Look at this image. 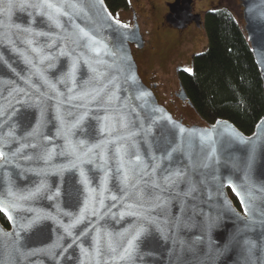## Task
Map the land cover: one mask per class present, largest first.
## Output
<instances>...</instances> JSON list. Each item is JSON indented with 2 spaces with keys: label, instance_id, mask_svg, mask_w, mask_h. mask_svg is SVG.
<instances>
[{
  "label": "water",
  "instance_id": "1",
  "mask_svg": "<svg viewBox=\"0 0 264 264\" xmlns=\"http://www.w3.org/2000/svg\"><path fill=\"white\" fill-rule=\"evenodd\" d=\"M41 2L43 0H26L29 4ZM48 2L62 7L64 12L69 13L68 16L59 17L61 28L51 23L47 15H42L40 11L31 7L14 8L10 20L0 13V112H3V115H0V136L8 132L14 122H18L19 125L14 129L15 140L6 145L0 141V150L7 154L6 158H0V198L7 197L10 187L12 191L22 195L34 189L41 182L42 176L33 170L44 169L46 167L44 162L28 161L23 157L35 155L45 148L55 147L59 151L64 145L63 138L56 136L58 123L55 119L57 103L55 93L49 92L39 74H32L35 69L25 59L27 57L40 67L39 55L32 52L33 47L43 48L44 55L58 54L61 48H64L71 50L74 55L90 60L99 72L104 73L99 85L94 84L92 87L106 84V91L112 96L111 105H106V107L115 108L127 114L133 121L128 131L139 133L135 139L140 144L139 151L146 163H151L152 155L159 157L162 154L157 149L169 146L170 151L175 147L179 150L173 154L171 167L187 170L185 183L172 193L174 198L169 205L168 215H181L183 204L187 209L186 217L191 218L190 225L179 231L173 229L167 240L152 230L142 241L141 251L131 264H264V115L250 134H245L227 119H217L204 126L183 123L182 119L173 117L165 106L158 103L151 86L146 85L138 73L137 64L131 52V44L142 48L144 39L139 31L134 12L131 25L120 21L117 25L114 23L117 19L110 12L104 0L102 4L100 0H48ZM70 5H76L77 8L73 9ZM241 5L243 30L249 40L264 87V0H241ZM168 6L169 12L165 20L172 27L182 29L190 21H194L199 26L200 14H191V0H174ZM17 25L19 28L16 27ZM124 25L127 27H122ZM77 26L89 31L91 36H95L96 40L101 42L95 45L101 47L99 54L85 47L89 43L88 38L77 40L72 35L78 31ZM26 28H31L32 33L24 32L23 29ZM40 32L48 35H35ZM52 38H55L53 47L50 49L44 47L52 43ZM28 40L33 41L32 45L27 43ZM98 61L102 63H96ZM68 62V57H58L55 61L56 67L45 73L48 79L55 82L60 73L66 70ZM47 63L45 61L43 66L46 67ZM180 70L185 69L177 67L176 73L178 74ZM91 75L87 64L82 62L77 74L78 90L79 86L89 80ZM129 77H134V79ZM26 79H30L31 83H26ZM32 84H35L40 92H48L52 99H49L45 105L47 119L46 126L41 128L42 136L35 139H23L26 133L36 126L40 117V109H26L23 105L17 104L16 102L24 97V93L16 89L23 88L25 92L33 94L35 89L32 88ZM179 87L176 96L182 101L186 100L192 107L181 82ZM57 89L67 94L64 85L57 84ZM142 92L147 95L141 96ZM64 99H67V95ZM81 103L84 102L73 101L63 105L62 110L74 113L82 111ZM86 107L92 116L105 114L96 102L86 103ZM14 108L19 111L17 115L12 116ZM141 123L145 129L149 126L152 128V132L147 134L149 141L147 143L143 142L145 133L141 131ZM109 127H111V122H109ZM180 127L187 130L195 129L197 133L201 130L212 131L214 145L201 146L199 135L193 138L191 146L187 143L182 144ZM230 132L239 133L253 143L241 144L235 141L229 143L231 141ZM116 134H125L119 129V121H117ZM43 136L50 137V142L43 140ZM184 137L187 140V132ZM76 138L86 139L90 144H94L105 139L106 136L99 132L97 121L88 119L85 121L84 131H78ZM24 144H35L37 147L22 148ZM213 146L216 152L209 160L208 154ZM253 146L255 157L250 165L249 183L244 184V171L238 169L235 164L239 161L247 166L248 152ZM17 149L20 151L18 152ZM12 153H16V156L13 157ZM53 163H66V159L56 156ZM205 163L209 166L203 167ZM168 166L165 162L164 167ZM115 167V162L110 161L108 168L113 170V176ZM90 175L94 180L92 186L96 187L104 172L93 170ZM229 178L237 186L244 185L243 189L238 188V191L247 192L249 185L252 186V195L255 199L252 200L251 217L255 223L247 228L244 221L248 217L245 216L244 205L241 203L242 197L237 196L228 187ZM78 180L77 171H67L63 175H49L47 183L50 191L47 194H52L59 188V196L49 200L44 195L28 201L23 208L12 213L14 221H10L4 212H0L8 222V227L0 222V232L3 233H14L18 231V224L27 223L34 215L33 212L27 211L28 208L40 210L53 217L43 220L28 233H22L19 237L0 235V264H128V262L112 261L103 248L99 257L86 256L82 251V249H92L93 237L98 227L107 228L113 232H119L128 227L132 222L131 217L119 220L118 215L115 218L112 215H103L109 209L113 213H119L122 210V203L106 200L105 207L101 210L102 219L90 214L86 215L81 223L70 229L71 235L65 232L64 226L69 225L74 216L79 215L84 207L87 194ZM190 184L194 185L197 190L192 196L185 197L182 193L188 190ZM118 186L117 179H110V194L122 195L116 192ZM227 189H230L238 200L240 209L233 203ZM176 193H181V195L176 197ZM225 199L231 204L234 212L224 209ZM113 203L116 205L114 208ZM201 212L203 215H200ZM65 213L73 215L68 216ZM156 214L153 213V215ZM209 217L215 220L211 227H209ZM159 218L163 220L166 217L161 215ZM197 237H201V241H197ZM12 240H18L16 251H13L10 246ZM182 241L190 245L183 251L180 243ZM225 244H229L227 249H225ZM210 249L212 256L209 259ZM146 250L151 251L150 256L145 255Z\"/></svg>",
  "mask_w": 264,
  "mask_h": 264
},
{
  "label": "snow or ice",
  "instance_id": "2",
  "mask_svg": "<svg viewBox=\"0 0 264 264\" xmlns=\"http://www.w3.org/2000/svg\"><path fill=\"white\" fill-rule=\"evenodd\" d=\"M103 3V0H100ZM94 6V5H93ZM31 7L40 11L42 15H47L49 21L53 23L57 28H61L62 25L59 22V17L61 15L68 16V12H64L62 7L56 4L48 2V0H43L41 3H26V0H0V13H2L8 20L11 19L12 10L14 8H25ZM73 9H76V5H70ZM83 11V9H79ZM110 18V17H109ZM115 24L119 25L118 20L114 21ZM19 28V26H16ZM124 28L127 25L122 26ZM78 28L77 32L72 35L80 40L82 38H88L89 43L85 45L91 51L99 54L101 47L95 45L100 44L95 36H91L89 31L84 28ZM26 33H32L31 28L23 29ZM36 36H45L47 33H35ZM27 43L32 45L33 41L28 40ZM55 44V38H52V43L45 45L46 48H52ZM103 46V45H101ZM32 52L39 55L38 67L33 63L32 60L25 57L26 62L35 69L34 74H39L41 80L45 85H47L49 92L55 93V99L57 101L55 106V119L58 123L56 136L61 137L64 140V145L57 151L55 147L45 148L43 151L32 155L23 157L28 161H43L46 167L41 170L36 171L38 175L42 176L41 182L32 190L27 191L26 194H17L12 191L11 187L8 190L6 198H0V212L8 217L10 221H14V216L12 213L23 208L24 204L28 201L39 198L40 196L46 195V198L53 200L55 197L59 196V188L56 192L52 194H47L50 191V186L47 183V177L49 175H63L67 171H77L79 180L78 183L83 185L84 191L87 194L84 207L81 209L80 214L74 216L72 222L69 225H65V232L71 235L70 229L81 223L86 215H91L102 219L101 210L105 207V201L111 200L114 202L122 203V210L119 213H113L111 209L103 215H112L114 218L118 215L119 220H123L125 217H131L132 222L128 227L124 228L122 231L113 232L107 228H97L96 235L93 237V247L91 250L82 249L86 256L99 257L101 255V249L106 250L109 258L114 262H128L131 264L133 259L141 251V243L150 234L152 230H155L163 239L167 240L172 234L173 229L179 231L181 228H186L190 225V217H186L185 213L187 211L186 207L181 205V215L179 216H169L168 208L172 199L173 191L185 183L187 179V170L180 169L179 167L173 169L171 164L173 162V154L179 149L173 147L168 150L169 146H165L163 149H157L161 151L159 157L152 155L151 163H146L139 151L140 144L136 141L135 137L139 135L138 132L128 131L130 126L133 125V121L129 118L127 114L121 111L106 107V105H111L112 96L106 91L107 85L92 87V85H99L101 77L104 73L98 71L97 67L90 60H85L82 56H77L72 53L71 50H66L61 48L58 54H48L44 55V49L33 47ZM58 57H68L69 62L65 71H62L55 82L48 79L45 74L49 69L55 68V61ZM47 61V66L44 67V63ZM87 64L89 71L92 75L89 80L85 81L82 85L77 88V74L80 71L81 63ZM102 63V62H96ZM25 79L24 77H21ZM134 79V77H129ZM26 83H31L30 79L25 80ZM111 83V81H109ZM57 84L64 85L67 89V94L60 92L57 89ZM71 85V87H69ZM35 89V93L29 94L25 92L23 88L16 89L18 92H23L24 97L17 101V104L23 105L27 108H39L40 117L36 122V126L32 128L30 132H27L23 139L32 138L35 139L42 136L41 128L46 126L45 121L47 119V109L45 105L49 99L48 92H40L36 88L35 84L31 85ZM67 95V99H64ZM141 96L147 95L146 93H141ZM82 101L80 108L83 109L79 112L63 111V105L72 103L73 101ZM96 102L101 109L104 111L103 116H92L90 111L86 107V103ZM18 109H13L12 116L17 115ZM135 111L134 109L132 110ZM159 111V110H157ZM3 115V112H0ZM74 117V118H73ZM11 119V117H9ZM88 119H94L99 123V132L105 135L106 138L100 140L97 143L90 144L86 139H77L78 131H84L85 121ZM117 121H119V129L125 134L120 135L117 133ZM170 121V118H169ZM109 122H111V127H109ZM171 122V121H170ZM219 124V122H218ZM18 122H14L9 131L0 136V141H3L5 145L16 139V132ZM141 131L145 133L144 141L147 140V134L152 132L151 126L147 129L143 127L141 123ZM215 130V129H214ZM95 131V129H93ZM181 133V143H187L189 146L193 143V138L199 135V141L201 146L206 144H213V133L208 130H201L197 133V130H187L183 127L179 128ZM188 133V138L185 140L184 134ZM231 143L232 141L239 142L241 144H252L251 140H246L243 136L236 132H230ZM43 140H51L48 136H43ZM24 147H37V145L24 144ZM19 152L20 149H17ZM216 152L215 147H212V151L208 154V159L214 156ZM15 157L16 153H12ZM56 156L64 157L66 163L54 164L53 159ZM7 154L0 150V158H6ZM255 157V147L253 146L248 152V165L244 166L239 161L235 166L244 171V184L249 183V171L251 161ZM114 161L116 164L115 175L113 176V170L108 168L109 162ZM168 163V167H164V163ZM209 165L205 163L203 167H208ZM93 170L100 172L103 171L104 175L100 177L99 184L93 187L94 180L92 179L90 173ZM117 179L119 181V186L116 188L117 193H122V195L110 194L111 189L109 188V180ZM223 187V185H221ZM228 187L237 195L242 197L241 203L244 205L245 216L248 217L244 221L245 227L247 228L250 224L255 223L251 217L252 211V200L255 197L252 195V186L249 185L248 191L244 192L239 189H243L244 185H235L231 178L228 180ZM196 187L192 184L189 185L188 190L183 192L182 195L185 197L192 196L196 192ZM181 193H176V197H179ZM130 201V203L128 202ZM116 205L113 203L112 207ZM223 207L226 211L234 212L231 204L224 200ZM27 211L33 212L34 215L27 223H22L17 225L18 231L14 233H3L0 235L3 237H19L22 233H28L31 229L37 226L45 219H51L53 217L50 214L42 212L40 210H35L28 208ZM157 213L153 215V213ZM65 215L72 216L71 213H65ZM163 215L166 218L160 219L159 217ZM203 215V212L200 213ZM59 222V221H58ZM215 220L209 217V227L214 224ZM243 231V229L241 230ZM84 233H82L83 235ZM197 241H201V237L196 238ZM176 241H173L175 245ZM181 243V250L190 247V245L185 242ZM251 243V242H246ZM18 240H12L10 246L13 251L17 250ZM229 247V244H225V249ZM254 247V245H253ZM175 252V248H173ZM145 255H151L150 250L145 251ZM212 256V251H209V259ZM143 258V257H141Z\"/></svg>",
  "mask_w": 264,
  "mask_h": 264
},
{
  "label": "trees",
  "instance_id": "3",
  "mask_svg": "<svg viewBox=\"0 0 264 264\" xmlns=\"http://www.w3.org/2000/svg\"><path fill=\"white\" fill-rule=\"evenodd\" d=\"M112 14L128 9L129 0H104ZM207 44L192 55L190 69L180 74V82L192 109L210 124L227 119L245 134H250L264 115V87L249 40L232 13L212 7L203 13ZM240 209L238 200L227 189ZM0 222H8L0 213Z\"/></svg>",
  "mask_w": 264,
  "mask_h": 264
},
{
  "label": "rangeland",
  "instance_id": "4",
  "mask_svg": "<svg viewBox=\"0 0 264 264\" xmlns=\"http://www.w3.org/2000/svg\"><path fill=\"white\" fill-rule=\"evenodd\" d=\"M130 7L116 10L114 17L127 25L132 24L131 7L136 14L139 31L144 39L142 48L131 44V52L138 73L146 85L151 86L158 103L187 125H206L188 104L175 96L178 86L176 65L190 69L191 55L202 51L206 36L202 27L189 25L183 31L168 26L164 19L165 2L168 0H129ZM222 7L232 13L243 28L241 0H201L197 9L205 11Z\"/></svg>",
  "mask_w": 264,
  "mask_h": 264
},
{
  "label": "flooded vegetation",
  "instance_id": "5",
  "mask_svg": "<svg viewBox=\"0 0 264 264\" xmlns=\"http://www.w3.org/2000/svg\"><path fill=\"white\" fill-rule=\"evenodd\" d=\"M174 0H168L167 2H165V11H164V13H163V19H164V21H165V23L168 25V26H170L171 28H173L174 30H177V31H183V30H185L189 25H196V23L194 22V21H190L189 23H187V25L184 27V28H182V29H176V28H174V27H172L171 25H169L167 22H166V20H165V16L167 15V13L169 12V3H172ZM201 3V0H191V14H200V24H199V26L198 25H196L197 27H202V24H203V13H204V11H201V10H198L197 9V5L198 4H200ZM131 13L133 14V12L135 13V11H134V9L131 7ZM191 57H192V55H191ZM177 67H183V66H181V65H176L175 66V68H177ZM184 68V67H183ZM185 70H187V68H184ZM185 70H180V72L177 74V78H178V86H179V83H180V79H179V77H180V74H181V72H183V71H185ZM180 88V87H179ZM179 88H178V90H179ZM177 90V91H178ZM175 96H176V92H175ZM176 98H178L177 96H176ZM179 99V98H178ZM179 101L182 103V104H188V102L185 100V101H182V100H180L179 99ZM189 105V104H188Z\"/></svg>",
  "mask_w": 264,
  "mask_h": 264
}]
</instances>
